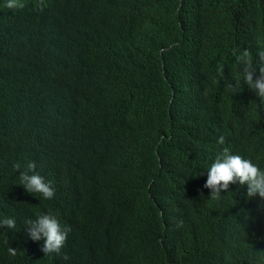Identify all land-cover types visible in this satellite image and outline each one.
Wrapping results in <instances>:
<instances>
[{
	"label": "trees",
	"instance_id": "16d2710c",
	"mask_svg": "<svg viewBox=\"0 0 264 264\" xmlns=\"http://www.w3.org/2000/svg\"><path fill=\"white\" fill-rule=\"evenodd\" d=\"M27 2L0 56V217L16 222L0 229V264H264L260 203L192 188L221 136L264 170V103L237 61L264 67V0ZM31 159L51 171L55 199L16 190L13 164ZM81 192L96 207L84 211ZM38 211L70 224L66 259L7 255Z\"/></svg>",
	"mask_w": 264,
	"mask_h": 264
},
{
	"label": "clouds",
	"instance_id": "9594fccd",
	"mask_svg": "<svg viewBox=\"0 0 264 264\" xmlns=\"http://www.w3.org/2000/svg\"><path fill=\"white\" fill-rule=\"evenodd\" d=\"M27 1L29 0H0V56L7 40V25L16 22ZM166 48L160 47L158 50L160 62L163 61L162 55L167 50ZM237 61L243 63L242 80L260 102L264 103V67H253L250 61L242 60L239 56H237ZM227 87L233 94H237L239 81L230 83ZM52 90H57V88H47L44 93L45 99H50L49 95ZM164 138L165 134L160 135L154 146L153 154L157 166L161 165L158 145ZM217 142L219 147L216 153L205 162L201 171L194 177L192 188L200 191V196L207 201L215 203H221L233 190H239L249 200L259 202L264 212V170L249 156L230 148L223 136L219 137ZM13 169L16 170L15 187L22 198L38 200L56 198L57 187L54 176L51 171L43 170L39 166V160L15 162ZM2 183L3 177L0 175V192ZM87 203L81 204L84 211H90L93 208L88 206L92 203ZM156 208L161 223V235L157 240L163 247V235L169 223L164 219L159 204ZM19 225V230L25 237V243L16 246L8 245L6 247L8 256H16L20 251L28 252L31 249L36 252L37 256H40L38 258H67L68 244L66 243L70 239L71 227L61 216L52 211H38L25 217ZM180 226H182V221L177 223V227ZM13 228H16L13 218L0 217V229ZM164 252V259L167 262L165 249Z\"/></svg>",
	"mask_w": 264,
	"mask_h": 264
},
{
	"label": "bare ground",
	"instance_id": "6f19581e",
	"mask_svg": "<svg viewBox=\"0 0 264 264\" xmlns=\"http://www.w3.org/2000/svg\"><path fill=\"white\" fill-rule=\"evenodd\" d=\"M39 1H40V0H39ZM27 3H28V2H27ZM39 3H42V2H39ZM34 4H35V1H30L28 5H34ZM3 7H5V6H3ZM48 9H50V8H48ZM48 9H47V10H48ZM107 45H108V44H107ZM108 46H109L110 50H112V49H111L112 44H109ZM109 48H107V50H109ZM93 177H94V176H93ZM93 177H92V178H93ZM57 178H58V177H56V182H58V181H57ZM92 178H91V179H92ZM91 179H90V180H91ZM47 181L49 182V177H48V180H47ZM106 181L110 183V180H108L107 178H103V179L101 178V179H99V183H100V182H101V183H102V182H106ZM67 183H68V182H66V184H65L66 187H68V184H67ZM56 184H57V183H56ZM57 185H58V184H57ZM66 194L68 195V192H67ZM81 194H82V198L85 199L86 202H88L87 199H86V197H85V195H86L85 192H81ZM195 194H196V195H200L201 192H200V191H196ZM87 204H88V203H87ZM88 206L96 207V206H94L93 204H88ZM97 208H98V207H97ZM77 215L79 216L80 214L77 213ZM56 218H57V216H56ZM66 244H68V243H66Z\"/></svg>",
	"mask_w": 264,
	"mask_h": 264
}]
</instances>
